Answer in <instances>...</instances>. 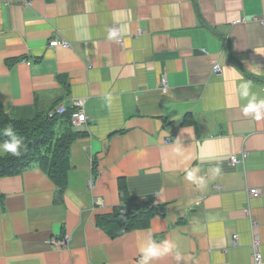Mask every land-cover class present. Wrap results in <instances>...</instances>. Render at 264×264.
Wrapping results in <instances>:
<instances>
[{"label": "crops", "instance_id": "crops-1", "mask_svg": "<svg viewBox=\"0 0 264 264\" xmlns=\"http://www.w3.org/2000/svg\"><path fill=\"white\" fill-rule=\"evenodd\" d=\"M253 95L264 100V0H0V110L27 120L80 103L87 117L61 195L38 168L0 178V264H138L149 241L172 246L151 264H249L253 236L264 264ZM118 179L156 214L111 237L96 220L120 205Z\"/></svg>", "mask_w": 264, "mask_h": 264}, {"label": "trees", "instance_id": "trees-1", "mask_svg": "<svg viewBox=\"0 0 264 264\" xmlns=\"http://www.w3.org/2000/svg\"><path fill=\"white\" fill-rule=\"evenodd\" d=\"M72 112L73 108H66L62 115L53 114L49 117L47 112L24 120L0 110V143L11 140V137L4 134L8 127H12L17 139H22L20 155L6 153L0 157V178L16 176L38 168L56 186L55 194L61 195L67 187L70 147L73 142L83 137L82 133L72 129ZM117 185L120 205L111 214L96 220L97 226L111 237L147 227L156 214L152 207L139 203L128 194L123 179H118ZM1 199L0 193V202Z\"/></svg>", "mask_w": 264, "mask_h": 264}, {"label": "clouds", "instance_id": "clouds-1", "mask_svg": "<svg viewBox=\"0 0 264 264\" xmlns=\"http://www.w3.org/2000/svg\"><path fill=\"white\" fill-rule=\"evenodd\" d=\"M116 36H117V32L115 30L109 33V39H113ZM249 84L250 82H245L240 84L239 86L240 96L242 97L249 96ZM242 111L246 116L252 115L253 118L257 121L264 119V100L257 101L255 95H253L252 98L249 100L248 104L243 107ZM4 134L6 136L11 137V140L4 141L2 144H0V155L5 153H9L14 156L20 155V150L22 147V139L16 138V134L14 133L12 127H8L7 129H5ZM214 171L219 172V169L218 168L214 169ZM186 179L201 185L204 183V179L202 177L197 179L196 169L189 171L186 175ZM171 247L172 246L169 245L167 242H164L163 246L153 241H149L147 244H141L140 246L141 258L138 261V264H151V261H153L154 259H157L167 254L171 250ZM174 259L177 261V264H179V262L182 259L181 254L177 252L175 254Z\"/></svg>", "mask_w": 264, "mask_h": 264}, {"label": "built area", "instance_id": "built-area-1", "mask_svg": "<svg viewBox=\"0 0 264 264\" xmlns=\"http://www.w3.org/2000/svg\"><path fill=\"white\" fill-rule=\"evenodd\" d=\"M113 30H115L117 32L116 29L111 28L109 30V33L112 32ZM113 39H120L119 33L117 32V36ZM48 46L49 47H68L69 45L65 42V41H60L59 39H51L48 42ZM221 67L215 63L212 66V73L215 75H220L221 73ZM160 86L163 89H166L168 87L166 81L164 79H160ZM66 111V107L65 106H59L58 108L54 109L53 111H51L49 113V117L52 116L53 114H57V115H62L64 114ZM86 115L82 110V104H77V108H73V112L70 114V121H71V126L73 128H79L81 127L85 122H86ZM247 153L245 152H240L239 156H236L234 154H230L228 157V161L231 165L233 164H239L242 163L244 161V159L246 158ZM91 184V182H90ZM248 194L252 197H258L261 192L259 189H249ZM245 214H249L248 210H245ZM259 239L256 236H253L252 238V242H251V262L249 264H262V257H261V252L259 250Z\"/></svg>", "mask_w": 264, "mask_h": 264}]
</instances>
